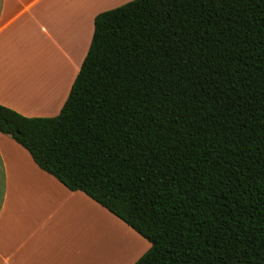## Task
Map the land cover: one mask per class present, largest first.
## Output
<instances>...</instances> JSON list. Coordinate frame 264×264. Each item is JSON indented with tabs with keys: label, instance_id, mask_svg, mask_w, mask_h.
Instances as JSON below:
<instances>
[{
	"label": "trees",
	"instance_id": "trees-1",
	"mask_svg": "<svg viewBox=\"0 0 264 264\" xmlns=\"http://www.w3.org/2000/svg\"><path fill=\"white\" fill-rule=\"evenodd\" d=\"M0 132L146 238L134 264H264V0L101 12L60 113Z\"/></svg>",
	"mask_w": 264,
	"mask_h": 264
},
{
	"label": "crops",
	"instance_id": "crops-1",
	"mask_svg": "<svg viewBox=\"0 0 264 264\" xmlns=\"http://www.w3.org/2000/svg\"><path fill=\"white\" fill-rule=\"evenodd\" d=\"M130 1L0 0V104L27 117L57 116L95 17ZM150 244L0 132V264H134Z\"/></svg>",
	"mask_w": 264,
	"mask_h": 264
},
{
	"label": "rangeland",
	"instance_id": "rangeland-1",
	"mask_svg": "<svg viewBox=\"0 0 264 264\" xmlns=\"http://www.w3.org/2000/svg\"><path fill=\"white\" fill-rule=\"evenodd\" d=\"M76 76H77V74H76ZM75 79H76V77H75ZM65 103V102H64ZM146 239V238H145ZM147 240V239H146ZM148 241V240H147ZM149 242V241H148ZM150 243V242H149ZM150 247H151V244H150ZM150 247H148L146 250H143L145 247L144 246H141L140 247V252H141V256H140V258L149 250V248Z\"/></svg>",
	"mask_w": 264,
	"mask_h": 264
}]
</instances>
